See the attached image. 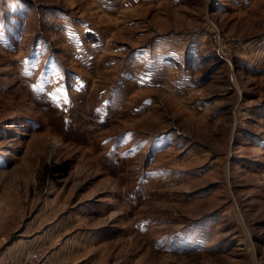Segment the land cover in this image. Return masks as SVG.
<instances>
[{
    "label": "rangeland",
    "instance_id": "374dc122",
    "mask_svg": "<svg viewBox=\"0 0 264 264\" xmlns=\"http://www.w3.org/2000/svg\"><path fill=\"white\" fill-rule=\"evenodd\" d=\"M153 1L0 0V264L264 262V0Z\"/></svg>",
    "mask_w": 264,
    "mask_h": 264
},
{
    "label": "built area",
    "instance_id": "2783aa9c",
    "mask_svg": "<svg viewBox=\"0 0 264 264\" xmlns=\"http://www.w3.org/2000/svg\"><path fill=\"white\" fill-rule=\"evenodd\" d=\"M218 34V33H217ZM9 264H57L53 257L51 255H47V256H27L25 258V261H21V263H19L18 261H16L15 259H11L9 262ZM258 264H264V262L262 263H258Z\"/></svg>",
    "mask_w": 264,
    "mask_h": 264
},
{
    "label": "crops",
    "instance_id": "0c3cea01",
    "mask_svg": "<svg viewBox=\"0 0 264 264\" xmlns=\"http://www.w3.org/2000/svg\"><path fill=\"white\" fill-rule=\"evenodd\" d=\"M121 1H123V0H121ZM167 1H171V0H167ZM255 0H250V3L247 5V7L249 6V5H251L253 2H254ZM154 3H161L162 2V0H158V1H153ZM240 2H241V0H240ZM121 3H123V2H121ZM172 5H175L176 3L175 2H170ZM79 25V24H78ZM79 27V29L78 30H80L81 29V27H80V25L78 26ZM63 28H64V32L63 33H61V34H64V33H66L67 34V31H69V33L68 34H70L72 31L73 32H75V28L73 27V26H63ZM93 32H94V30H93ZM95 33V32H94ZM76 37V35H71V37ZM68 37V39L70 40L71 38H70V36H67ZM13 46H14V44H13ZM97 51V50H96ZM95 53V52H94ZM105 111H108L107 110V108H105L103 111H102V113H104Z\"/></svg>",
    "mask_w": 264,
    "mask_h": 264
},
{
    "label": "trees",
    "instance_id": "16d2710c",
    "mask_svg": "<svg viewBox=\"0 0 264 264\" xmlns=\"http://www.w3.org/2000/svg\"><path fill=\"white\" fill-rule=\"evenodd\" d=\"M58 170H60V169H58ZM66 173V172H65Z\"/></svg>",
    "mask_w": 264,
    "mask_h": 264
}]
</instances>
